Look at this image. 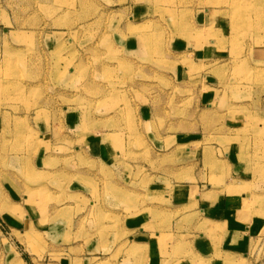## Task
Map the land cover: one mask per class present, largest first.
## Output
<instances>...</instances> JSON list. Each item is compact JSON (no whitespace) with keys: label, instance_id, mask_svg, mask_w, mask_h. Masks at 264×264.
<instances>
[{"label":"rangeland","instance_id":"1","mask_svg":"<svg viewBox=\"0 0 264 264\" xmlns=\"http://www.w3.org/2000/svg\"><path fill=\"white\" fill-rule=\"evenodd\" d=\"M179 185L264 221V0H0V264H117L129 218L181 215Z\"/></svg>","mask_w":264,"mask_h":264},{"label":"crops","instance_id":"2","mask_svg":"<svg viewBox=\"0 0 264 264\" xmlns=\"http://www.w3.org/2000/svg\"><path fill=\"white\" fill-rule=\"evenodd\" d=\"M134 42L137 46L141 44L140 40ZM133 44L135 46V43ZM184 45H186V48L183 53L188 54V58L185 59L186 62L190 61L198 65L204 60L214 62L221 59V57L215 56L213 52L207 53L202 50L201 52L200 49L193 47L188 42ZM134 46L133 50L135 49ZM137 46H135L136 50L139 48ZM196 60L201 62L197 63ZM190 70V67H184L180 72V78L185 80L191 73ZM190 78L191 76L188 77V79ZM203 85L208 89H213L207 85L206 81ZM102 156L104 157L103 154ZM108 163L111 164V161ZM177 188L179 189L173 195L174 197L170 199V196H167V200L173 201V204L177 205H173L174 209L171 212H181V215L173 222L166 223L164 227H159L155 219L158 217L157 207L151 205L148 209V217L139 214L138 217L129 218L126 226L122 227L121 230L123 234L129 235L128 252L118 255L117 264H249L252 241L254 237H259L264 230V221H258L244 214L246 213L244 204L245 201L249 200V196L244 195L239 198L237 194L224 195L214 190L212 191L213 195L217 194L215 199H213V195V198L209 197L208 193L205 194L204 199L198 195L194 205V203L189 202V199L191 198V191L193 192L196 186L186 188L179 185ZM197 189H199V186H197ZM189 206H200L201 208L200 211L195 210L189 214L188 211L185 212ZM167 211L169 212V210ZM198 213H201V216L207 215V217H210L209 219L200 218L197 227L207 225L205 227L207 229L205 233L199 232L196 236L194 229L188 231L182 228L181 224L189 215L194 216ZM10 216L15 217L12 212H4L2 217L0 216L1 227H3V224L6 225L10 222ZM26 222L29 221L26 220ZM209 230L211 231L208 232ZM27 233L25 232L24 236ZM164 240H167L165 244L162 243ZM124 242L125 238L122 244ZM141 249L144 251L143 257L135 254ZM111 256L114 255L112 253L106 255V260H110ZM195 259H197V263L194 262Z\"/></svg>","mask_w":264,"mask_h":264}]
</instances>
